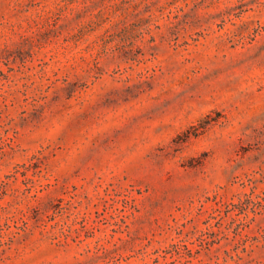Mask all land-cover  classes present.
I'll return each instance as SVG.
<instances>
[{
    "label": "rangeland",
    "instance_id": "1",
    "mask_svg": "<svg viewBox=\"0 0 264 264\" xmlns=\"http://www.w3.org/2000/svg\"><path fill=\"white\" fill-rule=\"evenodd\" d=\"M0 264H264V0H0Z\"/></svg>",
    "mask_w": 264,
    "mask_h": 264
}]
</instances>
